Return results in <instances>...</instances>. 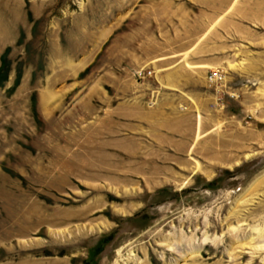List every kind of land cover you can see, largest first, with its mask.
<instances>
[{"label":"rangeland","instance_id":"rangeland-1","mask_svg":"<svg viewBox=\"0 0 264 264\" xmlns=\"http://www.w3.org/2000/svg\"><path fill=\"white\" fill-rule=\"evenodd\" d=\"M9 31L0 264H264V0H0Z\"/></svg>","mask_w":264,"mask_h":264},{"label":"crops","instance_id":"crops-1","mask_svg":"<svg viewBox=\"0 0 264 264\" xmlns=\"http://www.w3.org/2000/svg\"><path fill=\"white\" fill-rule=\"evenodd\" d=\"M18 18L13 19V21L17 20ZM20 20V18H19ZM23 21V19H22ZM19 24H21V22ZM18 23V21L16 22V24ZM11 25V24H10ZM16 32V31H15ZM6 32H4L3 34H5ZM16 34V33H15ZM13 32L9 31V37L8 39L5 40L4 37H6V35H2V38L0 37V39H2L3 44H6V42L12 43L18 40L19 36L18 34L15 35ZM5 40V41H4ZM13 40V41H12ZM158 60V59H157ZM156 61V60H155ZM145 96H149V99L152 100L153 96L151 97L150 95H145V94H140L139 97L137 98V103L133 104L132 106V113L130 112L129 114V118L132 119V123L135 126H140L142 128H147L148 130L150 129L151 126H155L156 121H155V116L156 112H157V108H163L164 106H159V103H163L165 101V97H160L158 100V104L155 109V107H148L144 105V98ZM157 100V98H156ZM132 114V116H130Z\"/></svg>","mask_w":264,"mask_h":264},{"label":"bare ground","instance_id":"bare-ground-1","mask_svg":"<svg viewBox=\"0 0 264 264\" xmlns=\"http://www.w3.org/2000/svg\"><path fill=\"white\" fill-rule=\"evenodd\" d=\"M201 119H199V121H200ZM198 121V122H199ZM198 125H199V129H200V125H201V121L198 123ZM216 153V152H215ZM185 161V160H184ZM73 167H74V165H73ZM73 170V169H72ZM66 172H67V170H66ZM68 173V172H67ZM25 201V200H24ZM25 206V208H26V205H24ZM19 211H18V213L19 212H21L22 213V215H21V217H22V219H23V221H25V222H29L28 221V219H27V217H26V215L27 214H29V212L30 211H27V209H24V207H23V205H19ZM32 209H34V210H32V211H34V213L36 214V212H40V207H38V205H36V206H34ZM47 211V210H46ZM30 213H33V212H30ZM46 213V212H45ZM52 213V212H51ZM54 214H55V211L53 212ZM59 213V212H58ZM57 213V214H58ZM70 214H72V213H70ZM88 214H89V211H83V212H81L80 214H79V216L77 217V218H79V219H86L87 217H88ZM32 216H33V214H31ZM37 216L35 217V221H36V223H35V226H37V225H40V224H45V223H47V224H50V225H62V224H68V223H70L71 222V220H72V216H70L69 214H67L66 216H59V217H53V218H50V216L46 213V214H41V215H38V214H36ZM30 216V215H29ZM53 216V215H52ZM70 216V217H69ZM34 217V216H33ZM30 218V217H29ZM20 219V218H19ZM31 222V221H30ZM18 223V222H17ZM23 224V223H22ZM31 224V223H30ZM32 225L33 224H31V227H32ZM93 229L91 228V231H92ZM23 231V230H22ZM66 232V231H65ZM55 234V233H54ZM63 234H65V233H63ZM67 234V233H66ZM72 234V233H71ZM19 235H21V234H19ZM23 235H25V232H23ZM16 236V235H15ZM60 236V235H59ZM65 236V235H64ZM9 237V236H8ZM188 249H192V247H190V248H188Z\"/></svg>","mask_w":264,"mask_h":264},{"label":"built area","instance_id":"built-area-1","mask_svg":"<svg viewBox=\"0 0 264 264\" xmlns=\"http://www.w3.org/2000/svg\"><path fill=\"white\" fill-rule=\"evenodd\" d=\"M140 74V73H139Z\"/></svg>","mask_w":264,"mask_h":264}]
</instances>
